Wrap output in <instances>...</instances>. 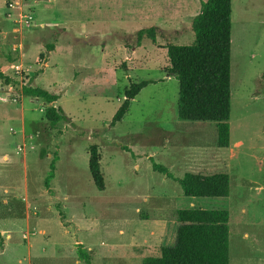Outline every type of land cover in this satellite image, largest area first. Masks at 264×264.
I'll return each instance as SVG.
<instances>
[{
    "label": "rangeland",
    "instance_id": "obj_1",
    "mask_svg": "<svg viewBox=\"0 0 264 264\" xmlns=\"http://www.w3.org/2000/svg\"><path fill=\"white\" fill-rule=\"evenodd\" d=\"M200 9L199 0H0V67L14 79H0V264H86L80 249L91 264H143L174 245L184 209L228 211L230 264H264V0H232L227 149L216 123L179 119V82L167 73L165 47L194 41ZM150 28L156 39L139 41ZM142 81L155 83L113 126ZM26 85L58 94L69 121L52 128ZM92 145L104 191L89 171ZM187 173L228 174L230 196H186Z\"/></svg>",
    "mask_w": 264,
    "mask_h": 264
},
{
    "label": "trees",
    "instance_id": "obj_2",
    "mask_svg": "<svg viewBox=\"0 0 264 264\" xmlns=\"http://www.w3.org/2000/svg\"><path fill=\"white\" fill-rule=\"evenodd\" d=\"M200 12L192 21L194 41L190 45L168 44L169 76L179 82L178 117L182 121L210 122L218 125V145L227 149L231 144L230 118L232 100V0H199ZM156 28L142 29L139 41L145 36L155 40ZM53 50L54 45H48ZM43 58V55L40 56ZM0 67L4 85L14 79ZM43 73L38 72L36 75ZM35 78H31L33 82ZM154 81L131 84L125 100L117 111L112 125L121 122L130 110L132 101ZM25 96L38 98L48 105L45 118L52 128L69 121L64 109L55 106L60 96L33 85L23 87ZM46 156L43 150L41 158ZM97 145L90 147L89 171L96 188L106 189ZM58 156L55 155L46 178L47 189L55 177ZM184 194L197 198H226L230 196L231 179L226 173L212 175L187 173L180 181ZM179 228L176 242L162 246L160 257H149L143 264H230L229 213L226 210L184 209L177 213ZM79 257L91 264L89 254L79 250Z\"/></svg>",
    "mask_w": 264,
    "mask_h": 264
},
{
    "label": "built area",
    "instance_id": "obj_3",
    "mask_svg": "<svg viewBox=\"0 0 264 264\" xmlns=\"http://www.w3.org/2000/svg\"><path fill=\"white\" fill-rule=\"evenodd\" d=\"M19 150H22L21 148ZM27 237V236H26Z\"/></svg>",
    "mask_w": 264,
    "mask_h": 264
},
{
    "label": "crops",
    "instance_id": "obj_4",
    "mask_svg": "<svg viewBox=\"0 0 264 264\" xmlns=\"http://www.w3.org/2000/svg\"><path fill=\"white\" fill-rule=\"evenodd\" d=\"M57 103V102H56Z\"/></svg>",
    "mask_w": 264,
    "mask_h": 264
}]
</instances>
